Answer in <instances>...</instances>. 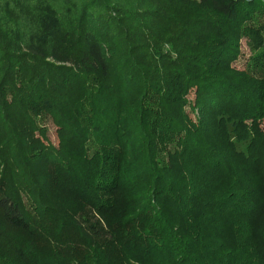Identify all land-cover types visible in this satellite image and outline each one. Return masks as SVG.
<instances>
[{
  "label": "trees",
  "instance_id": "1",
  "mask_svg": "<svg viewBox=\"0 0 264 264\" xmlns=\"http://www.w3.org/2000/svg\"><path fill=\"white\" fill-rule=\"evenodd\" d=\"M263 123L264 0H0V264H264Z\"/></svg>",
  "mask_w": 264,
  "mask_h": 264
},
{
  "label": "rangeland",
  "instance_id": "2",
  "mask_svg": "<svg viewBox=\"0 0 264 264\" xmlns=\"http://www.w3.org/2000/svg\"><path fill=\"white\" fill-rule=\"evenodd\" d=\"M258 17L259 16H257V18ZM238 45H239V56L236 59V61L232 62L231 66L235 68L237 71H241L246 69V63L248 61V58L251 56V50L247 40L244 37L241 36L239 37ZM193 98H194V92L191 91L190 94L188 95V99L190 101H193ZM185 111L188 113V116L191 120H194L196 118V114H195L196 112H192L189 107H185ZM41 127H43L46 130L47 141L51 145L57 146L58 138H57L56 127L54 123L51 121V119L44 118L43 120H41ZM262 128L264 130V123L262 124Z\"/></svg>",
  "mask_w": 264,
  "mask_h": 264
}]
</instances>
